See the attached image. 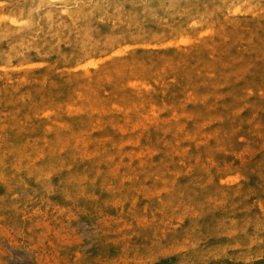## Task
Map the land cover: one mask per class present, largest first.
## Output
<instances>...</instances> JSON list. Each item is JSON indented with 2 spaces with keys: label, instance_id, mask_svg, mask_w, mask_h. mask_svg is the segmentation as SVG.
<instances>
[{
  "label": "rangeland",
  "instance_id": "rangeland-1",
  "mask_svg": "<svg viewBox=\"0 0 264 264\" xmlns=\"http://www.w3.org/2000/svg\"><path fill=\"white\" fill-rule=\"evenodd\" d=\"M0 264H264V0H0Z\"/></svg>",
  "mask_w": 264,
  "mask_h": 264
}]
</instances>
